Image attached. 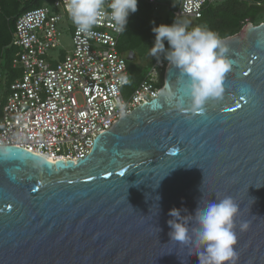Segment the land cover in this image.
Segmentation results:
<instances>
[{"label": "water", "instance_id": "1", "mask_svg": "<svg viewBox=\"0 0 264 264\" xmlns=\"http://www.w3.org/2000/svg\"><path fill=\"white\" fill-rule=\"evenodd\" d=\"M220 40L232 62L220 102L165 103V80L183 95L167 65L157 96L82 158L0 145V264H198V248L170 240L169 210L193 227L198 205L224 196L239 206L236 264H264V21Z\"/></svg>", "mask_w": 264, "mask_h": 264}, {"label": "built area", "instance_id": "2", "mask_svg": "<svg viewBox=\"0 0 264 264\" xmlns=\"http://www.w3.org/2000/svg\"><path fill=\"white\" fill-rule=\"evenodd\" d=\"M176 1L175 18L197 19L206 5L221 0ZM148 3L157 8L155 0ZM66 4L53 0L22 12L11 38L16 49L11 66L19 74L6 81L0 69V145L20 146L51 161L87 155L99 132L157 96L168 65L158 54L144 77L127 89L128 84L119 83L121 76L130 80V60L118 49L124 31L117 32L102 18L94 35L80 34ZM65 32L71 47L63 52Z\"/></svg>", "mask_w": 264, "mask_h": 264}, {"label": "clouds", "instance_id": "3", "mask_svg": "<svg viewBox=\"0 0 264 264\" xmlns=\"http://www.w3.org/2000/svg\"><path fill=\"white\" fill-rule=\"evenodd\" d=\"M137 4L138 0H67L66 11L77 32L91 37L93 27L102 18H107L117 32H123L129 15L137 11ZM151 30L154 43L150 55L162 54L183 84V95H179L165 80V90L159 93L165 103L183 111L186 102L195 110L209 101L223 100L224 81L231 72L232 62L226 59L228 49L215 32L205 26L190 27L187 21L177 19L170 25L160 24ZM119 83L128 84L130 80L126 75L121 76ZM238 212L239 206L234 199L224 196L203 208L198 205L194 215H189L194 221V226L189 227L187 221L181 220L180 210L173 208L168 213L172 219L166 221L170 228L168 235L178 247L198 248L193 253L198 264H236L234 217ZM247 227V222H243L240 230Z\"/></svg>", "mask_w": 264, "mask_h": 264}, {"label": "trees", "instance_id": "4", "mask_svg": "<svg viewBox=\"0 0 264 264\" xmlns=\"http://www.w3.org/2000/svg\"><path fill=\"white\" fill-rule=\"evenodd\" d=\"M52 1L53 0H0V66L6 81H10L19 74V70H13L11 68V61L16 51L15 47L11 45L12 32L16 18L26 10L40 7ZM257 2H261V4H257ZM263 3L264 0H221L208 4L204 7L202 16L196 19L195 26H205L215 32L219 38L232 35L246 22L250 21L254 24L257 22L259 15L264 10ZM132 17L134 18V16ZM131 19V17L128 18L126 28L118 42V49L123 53L127 49L133 51L134 45L139 44L141 40H143L140 32H133V29L131 30ZM158 25L160 24L154 26ZM129 35L132 36L129 40V46L126 47L125 44L128 42ZM152 37H154L153 32L147 36V38ZM153 58L154 56H152L147 67L151 65ZM127 69L130 74V83H128L126 88L132 89L144 77L147 70L144 72L134 70L131 61H127Z\"/></svg>", "mask_w": 264, "mask_h": 264}, {"label": "rangeland", "instance_id": "5", "mask_svg": "<svg viewBox=\"0 0 264 264\" xmlns=\"http://www.w3.org/2000/svg\"><path fill=\"white\" fill-rule=\"evenodd\" d=\"M156 1V9L154 6L147 3V0H140L137 4V11L135 13H131L129 17H131V30L133 32H140L143 40L139 44H135L132 50H126L124 52L128 53L132 51L134 54V58L131 61L133 69L136 71L144 72L148 69V65L150 60L152 59V55H150V49L154 43V37L147 38V36L152 33V28L157 24H171L174 19H177L181 22L187 21L189 26L196 25V19L189 16H181L175 18L173 11L177 7L176 0H155ZM264 7V3H263ZM264 9V8H263ZM134 16V18L132 17ZM128 17V18H129ZM264 20V10L259 15L258 20L255 24L260 23ZM134 34V33H133ZM128 36V42H126L125 46L128 47L130 42V37ZM60 47V46H59ZM71 47L70 35L68 32H65L61 37V47L63 52H66Z\"/></svg>", "mask_w": 264, "mask_h": 264}, {"label": "crops", "instance_id": "6", "mask_svg": "<svg viewBox=\"0 0 264 264\" xmlns=\"http://www.w3.org/2000/svg\"><path fill=\"white\" fill-rule=\"evenodd\" d=\"M11 68H12V66H11ZM0 69H1V71H2V68H1V66H0ZM13 69V68H12ZM13 70H19V69H13Z\"/></svg>", "mask_w": 264, "mask_h": 264}, {"label": "flooded vegetation", "instance_id": "7", "mask_svg": "<svg viewBox=\"0 0 264 264\" xmlns=\"http://www.w3.org/2000/svg\"><path fill=\"white\" fill-rule=\"evenodd\" d=\"M129 53V52H128ZM128 53H125V55H128ZM133 54V53H132ZM135 57V56H134Z\"/></svg>", "mask_w": 264, "mask_h": 264}]
</instances>
